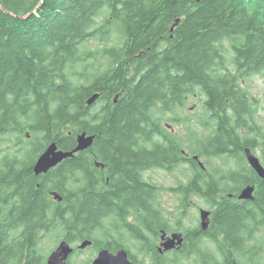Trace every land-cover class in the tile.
I'll use <instances>...</instances> for the list:
<instances>
[{
    "label": "trees",
    "instance_id": "16d2710c",
    "mask_svg": "<svg viewBox=\"0 0 264 264\" xmlns=\"http://www.w3.org/2000/svg\"><path fill=\"white\" fill-rule=\"evenodd\" d=\"M256 76L264 0H0V257L47 264L39 243L64 234L136 264H263L264 178L242 167L247 148L264 161ZM82 132L92 147L35 174L49 144L71 151ZM154 170L185 180L159 186ZM248 183L254 200L229 196ZM194 196L210 205L207 230L177 228ZM162 231L183 245L160 252Z\"/></svg>",
    "mask_w": 264,
    "mask_h": 264
},
{
    "label": "water",
    "instance_id": "95a60500",
    "mask_svg": "<svg viewBox=\"0 0 264 264\" xmlns=\"http://www.w3.org/2000/svg\"><path fill=\"white\" fill-rule=\"evenodd\" d=\"M99 98V94L93 95L88 100V105H92ZM96 139V135H89L86 132L79 133L77 136V146L71 151H65L60 149L57 142H52L48 145L45 151L39 156L35 165L34 172L37 175L41 173H47L52 168H55L65 159L73 157L76 153L87 150L93 146ZM246 156L248 162L254 171L258 174L260 178H264V165L260 158L249 148L246 149ZM198 157H195L197 159ZM203 166L202 163H200ZM255 186H247L242 190L239 199H254ZM55 200L62 201L63 197L58 192H52ZM209 217L210 211L207 209H201V225L207 230L209 227ZM161 245L159 247L160 252L170 251L178 249L183 245L184 237L182 233L174 232L168 235L165 231H162L161 235ZM93 243L92 240H84L79 248L83 249L88 245ZM73 251L71 245L63 240L59 247L52 252L47 260V264H67V257ZM93 264H134L130 259L129 253L126 249L122 248L117 253H111L108 249H103L100 251L97 258L94 260Z\"/></svg>",
    "mask_w": 264,
    "mask_h": 264
},
{
    "label": "rangeland",
    "instance_id": "374dc122",
    "mask_svg": "<svg viewBox=\"0 0 264 264\" xmlns=\"http://www.w3.org/2000/svg\"><path fill=\"white\" fill-rule=\"evenodd\" d=\"M96 44V42L94 43ZM249 91L254 96V98L258 99V113H257V120L262 128H264V77L256 76L250 81L249 83ZM200 97H195L193 101H190L188 104L189 109L191 110L192 114L194 116L200 115L201 113V106L202 102L200 101ZM170 130H174L171 123H169ZM184 127L182 125H178L175 127L174 132L176 134L184 135ZM187 151V150H186ZM256 154L262 159V153L261 151L257 150L255 151ZM205 159V158H204ZM203 160V159H202ZM221 162L219 161L218 164ZM146 178L154 183H157L159 186L163 187H174L178 184V180H185V177L181 175L179 171H166V170H154L149 171L146 174ZM160 198L163 204L169 209V211H172L175 209L176 203H177V194L173 192V190H160ZM189 210V217L185 220L183 219L180 221L179 227L177 228H186L190 225H197L200 222V209H210V205L205 202L202 198H199L198 196L192 197V206H190ZM172 225H174V222L172 221ZM264 231V229H263ZM58 232V231H56ZM54 234V233H53ZM52 234H49L46 236L45 239H43L39 245L42 248V254L44 255L45 259H47V256L49 253L54 250L58 243L64 238V234L60 236L50 237ZM264 235V234H263ZM160 244V240L158 241V245ZM264 244V243H259ZM98 243L95 241V247L93 248H87L86 250H82L80 254L73 257V263L74 264H90L89 261L92 260L96 256L97 246ZM210 245V249L214 250V246ZM133 253H137L135 247L131 248ZM40 252V251H39ZM215 252V251H214ZM261 262L264 264V252L260 253Z\"/></svg>",
    "mask_w": 264,
    "mask_h": 264
},
{
    "label": "flooded vegetation",
    "instance_id": "af4514ba",
    "mask_svg": "<svg viewBox=\"0 0 264 264\" xmlns=\"http://www.w3.org/2000/svg\"><path fill=\"white\" fill-rule=\"evenodd\" d=\"M94 145V144H93ZM246 154V153H245ZM257 155V154H256ZM258 156V155H257ZM259 157V156H258ZM260 158V157H259ZM246 160H247V165L245 166V165H243L242 167H245L246 168V170L250 173V171H251V169H253L252 167H251V165H250V163L248 162V159H247V156H246ZM260 160H261V162L263 163V165H264V161L260 158ZM97 167H100L101 169H105V165L104 164H97ZM237 167H238V164L235 162V165H234V169H237ZM241 169H243V168H241ZM254 170V169H253ZM256 173V172H255ZM257 174V173H256ZM258 175V174H257ZM249 184V185H248ZM248 184H246V185H242V186H240L239 188H238V186H237V190H236V192H235V194H229V196L230 197H232L233 199H235V200H237V201H240V202H245V201H252V200H248V199H239V196H240V194L242 193V190L245 188V187H247V186H252L250 183H248ZM254 186V185H253ZM255 189H256V187H255ZM255 192V191H254ZM221 197H223V196H221ZM63 200V199H62ZM254 200V199H253ZM58 201V200H57ZM59 202H61V201H59ZM209 211H210V217H209V224H210V221H211V209H208ZM200 211H201V209H200ZM197 225H200L201 226V214H200V222H199V224H197ZM209 228V227H208ZM172 233H174V232H171L170 234H172ZM180 233V232H179ZM183 235H184V240H185V238H186V235L183 233V232H181ZM169 234V235H170ZM63 240H66V239H62L59 243H58V245H57V247L55 248V250L59 247V245H60V243L63 241ZM87 240V239H86ZM67 242L71 245V247L73 248V251L69 254V256L67 257V259H66V261H67V264H74L73 263V257L74 256H76V255H78V254H80L81 253V251L83 250H86L87 248H94L95 247V242L93 241V243L91 244V245H88L87 247H85V248H83V249H81V248H79V245L83 242V240H78V241H73V242H70V241H68L67 240ZM97 247V251H96V256L92 259V260H90L89 261V263L90 264H93V260L94 259H96V257H97V255L99 254V252H100V250L102 249V248H104V247H100V246H96ZM109 250V249H108ZM111 253H117V251H119V250H116V251H111V250H109ZM132 259V258H131ZM133 260V259H132ZM26 262V261H25ZM25 262H22L21 264H25ZM0 264H13L8 258H4V257H0ZM85 264V263H84Z\"/></svg>",
    "mask_w": 264,
    "mask_h": 264
},
{
    "label": "bare ground",
    "instance_id": "6f19581e",
    "mask_svg": "<svg viewBox=\"0 0 264 264\" xmlns=\"http://www.w3.org/2000/svg\"><path fill=\"white\" fill-rule=\"evenodd\" d=\"M178 192V191H177ZM107 236V235H106Z\"/></svg>",
    "mask_w": 264,
    "mask_h": 264
}]
</instances>
